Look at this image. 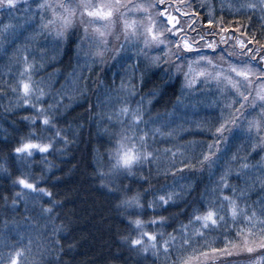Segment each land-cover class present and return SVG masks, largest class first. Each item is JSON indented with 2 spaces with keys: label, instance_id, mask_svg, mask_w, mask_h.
<instances>
[{
  "label": "snow or ice",
  "instance_id": "6c2138e0",
  "mask_svg": "<svg viewBox=\"0 0 264 264\" xmlns=\"http://www.w3.org/2000/svg\"><path fill=\"white\" fill-rule=\"evenodd\" d=\"M225 7L249 21L255 18L256 23L229 21L225 26ZM200 8L208 12L203 26L197 28L193 19L197 13L190 0H0V13L8 17L7 21L0 20V40L11 36V43L15 44L22 27L15 17L17 12L25 25H35L27 38L29 42L42 36L51 37L59 46L75 34L78 21L83 35L77 48L83 51L89 71L94 70L93 66L104 71V66L110 65L111 85L103 98L97 96L93 106L99 110L97 116L108 122L104 131L111 144L108 170L100 172V178L101 186L109 193H119L116 207L123 210L129 228L121 240L130 251L139 255L151 250L155 256L163 255L169 264H235V257H245V264H264V196L249 203L248 195L257 185L260 193H264V164L252 165L248 160V155L257 149L260 150L257 155L264 152V0H220L219 17L213 15V3L201 0ZM85 40L89 42L87 49L83 48ZM146 50L156 54L149 56ZM129 51L133 55H128ZM24 52H28L27 47ZM141 56L145 61L143 68L139 67ZM17 60L18 74L0 84V95L10 93L16 106H28L32 113L23 117L26 131L8 157L16 168L12 184L17 190L12 195V206L15 208L19 201H24L27 211L29 200L39 203L47 197L44 203L48 206L41 205L40 215L47 216L53 224V234H57L61 229L55 226L52 216L57 202L39 181L45 170L51 168L47 156L59 143L57 138L65 145L68 140L57 127L56 106L49 103L45 107L41 102L47 93L44 81L33 78L37 71L35 60L30 61L27 54L20 56L19 50ZM133 60L137 63H132ZM161 66L169 80L183 77L178 105L183 103V97L208 89L219 115L211 122L196 121L206 137L199 144V153H188L186 148L176 145L165 148L163 155L168 163L164 168L157 167V174L175 176L188 170L195 175L213 169L218 163L223 165L219 180L211 188L206 186L201 199L189 206L186 222L168 233L148 231L145 225L165 228L167 218L155 210L166 211L170 202L190 195L191 186H180V192L153 193L145 206L143 199L147 193L132 192L123 184L137 168L160 161V150L153 145L174 138L173 125L177 120L187 123V112L169 113L167 120L159 114L152 117L144 107V96L134 107L131 104V98L139 94L136 81L143 85L147 70ZM80 91H86V86ZM147 95L154 97L155 87ZM193 115H197L195 110ZM241 139L247 141L246 155L240 154L241 147L235 143ZM37 156L44 164L39 177L30 171ZM261 159L264 161V157ZM8 160L0 161V172H8ZM234 170L243 186L229 183L228 177ZM4 199L7 201L8 197ZM145 207L154 212L148 221L142 219ZM8 224L5 220L6 229ZM52 243L55 247L59 240ZM30 245L31 240L25 245L22 236L19 243L5 245L0 250V264H34Z\"/></svg>",
  "mask_w": 264,
  "mask_h": 264
},
{
  "label": "trees",
  "instance_id": "16d2710c",
  "mask_svg": "<svg viewBox=\"0 0 264 264\" xmlns=\"http://www.w3.org/2000/svg\"><path fill=\"white\" fill-rule=\"evenodd\" d=\"M190 2L197 13L193 19L197 22V28H200L208 10L200 8L201 0H190ZM204 2L213 3V15L219 17L220 0H204ZM15 17L22 26L18 29L15 44L11 43L13 39L11 36L7 40H0V84H5L13 75L18 74L20 64L17 60V50L20 56L27 54L30 61L34 59L37 71L33 78L44 81L47 93L41 98V102L45 107L51 103L58 109L57 127L67 137L68 143L65 145L63 140L57 138L59 143H56L55 148L47 156L51 168L45 170L44 178L39 181L53 193V198L57 202L52 216L55 226L61 231L53 234L52 222L48 221L47 216L40 215L41 205L48 206L44 203L47 197L39 203L29 200L27 211L24 201H19L15 208L12 206V195L17 190L12 184L16 168L8 157L19 136L26 131L27 122L23 117L30 115L32 109L24 105L16 106L15 98L10 93L0 95V161L8 160L6 165L8 172H0V250H3L5 245L19 243L22 236L25 245L31 240L30 255L34 257V264H169L163 255L155 256L151 250L137 255L122 242L121 237L128 234L129 228L123 210L116 207V197L119 193H109L101 186L100 172L108 170V150L111 144L109 135L104 131L108 122L97 116L99 110H95L93 106L97 103V96L103 98V93L111 85L113 76L112 71L109 70L110 65H105L104 71H100L96 66H93V71H89L83 51L77 48L79 37L83 32L76 30L67 42L59 46L51 37L46 39L42 36L38 40L29 42L27 38L32 35L35 25L32 27L25 25L19 12ZM223 17L225 26H228L229 21H239L243 24L256 23L255 18L249 21L242 15L230 13L227 7L223 11ZM7 19V16L0 13V20L7 21ZM181 19L187 18L181 17ZM20 31L24 34L19 35ZM257 31H259L258 24ZM25 47L28 48L27 53L24 52ZM88 47L89 42L85 40L83 48ZM146 51L149 56L156 54ZM127 54L133 55V51ZM132 63L135 64L137 61L133 60ZM144 63V57L141 56L139 67L143 68ZM163 68L164 66L147 70L143 85L139 80L136 81L139 94L131 98V104L134 107L141 96H144V107L150 111L152 117L159 114L167 120L169 113L178 115L187 112L185 118L187 123L177 120L173 125L176 128L174 138L170 142L153 145L160 150V161L157 164H145L142 168H137L134 175L123 180V184L132 192H140L142 195L147 193L143 199L145 206L148 200L153 198V193L159 195L162 191L169 190L180 192V186H191L190 195L184 194L182 199H177L175 203L170 202L169 206H165L166 211L163 208L155 210V213L167 218L165 228L145 225L148 231L168 233L181 222H186L185 216L190 210L189 206L201 199L206 186L211 188L219 180L223 165L218 163L213 169H204L202 173L196 172L195 175L188 170L184 173L178 172L175 176L169 174L165 177L162 172L157 174V167L164 168L168 163L163 155L165 148L176 145L186 148L188 153H199V144L205 141L206 137L201 134L196 121L211 122L219 115V108L213 104L214 98L208 89L183 97V103L178 105L177 97L180 96V81L183 77L169 80L164 75ZM80 76L88 79H79ZM115 83L118 87L119 77L116 78ZM85 86L86 91L81 93L80 89ZM154 87L156 95L149 97L147 94ZM57 101L60 103L57 104ZM194 110L197 115H193ZM235 143L241 147L240 154L246 155L244 146L247 141L241 139ZM257 152L260 150L257 149L256 152L248 155L252 165L264 164L261 159L264 157V152L259 155L256 154ZM42 169L44 164L37 156L31 164L30 171L34 176L39 177ZM228 181L230 184L243 186L241 181H237L235 170L228 177ZM248 195L249 203H252L264 196V193H260L257 185ZM4 197H8L7 201ZM143 211L142 219L145 221L154 215L152 209L145 207ZM25 217H31V220H26ZM5 220L9 222L7 229L4 227ZM57 239L59 243L53 247L52 242ZM233 259L235 264H245L246 260L245 257Z\"/></svg>",
  "mask_w": 264,
  "mask_h": 264
},
{
  "label": "rangeland",
  "instance_id": "374dc122",
  "mask_svg": "<svg viewBox=\"0 0 264 264\" xmlns=\"http://www.w3.org/2000/svg\"><path fill=\"white\" fill-rule=\"evenodd\" d=\"M73 2H76V0H73ZM93 2H99V0H93ZM175 14V13H174ZM76 30L79 32H83L82 27H80L79 22L77 21Z\"/></svg>",
  "mask_w": 264,
  "mask_h": 264
}]
</instances>
